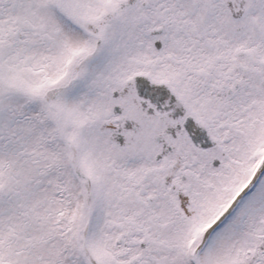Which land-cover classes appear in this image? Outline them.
<instances>
[{"label": "snow or ice", "instance_id": "1", "mask_svg": "<svg viewBox=\"0 0 264 264\" xmlns=\"http://www.w3.org/2000/svg\"><path fill=\"white\" fill-rule=\"evenodd\" d=\"M0 264H264V0H0Z\"/></svg>", "mask_w": 264, "mask_h": 264}]
</instances>
